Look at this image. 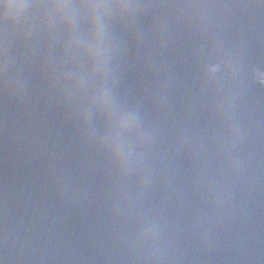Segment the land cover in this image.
<instances>
[{"label":"water","instance_id":"obj_1","mask_svg":"<svg viewBox=\"0 0 264 264\" xmlns=\"http://www.w3.org/2000/svg\"><path fill=\"white\" fill-rule=\"evenodd\" d=\"M0 264H264V0H0Z\"/></svg>","mask_w":264,"mask_h":264},{"label":"clouds","instance_id":"obj_2","mask_svg":"<svg viewBox=\"0 0 264 264\" xmlns=\"http://www.w3.org/2000/svg\"><path fill=\"white\" fill-rule=\"evenodd\" d=\"M14 7H18V5H13V4H6L5 5V8H7V9H12ZM58 7H60V6H58Z\"/></svg>","mask_w":264,"mask_h":264}]
</instances>
